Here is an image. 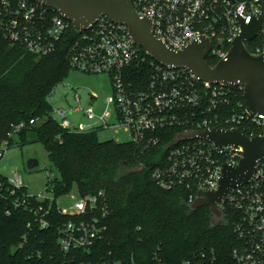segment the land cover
<instances>
[{
    "label": "built area",
    "instance_id": "obj_1",
    "mask_svg": "<svg viewBox=\"0 0 264 264\" xmlns=\"http://www.w3.org/2000/svg\"><path fill=\"white\" fill-rule=\"evenodd\" d=\"M130 1L137 15L151 19L152 34L172 50H182L193 40L206 37L211 44L206 61L212 58L215 63L227 55L232 42L240 35L239 18L245 24L259 18L264 4V0ZM70 24L53 5L32 0H0V36L23 44L35 55L51 53ZM76 31L78 34L71 37L67 51L68 66L86 73H107L112 93L106 99L102 114H95L92 107L83 109L89 122L72 123L65 117L63 108H53L52 118L61 127L73 131L110 127L117 142H123L115 138V133L121 130L128 138L126 141L144 149L159 146L165 156L150 169L159 187H181L189 193L188 203H192L200 190L217 189L223 164L237 165L242 157L240 146H215L198 137L175 142L178 133L211 128L240 130L238 127L243 126L245 132L240 131L248 137L262 135L263 115L249 114L244 102L232 91L238 86L243 92L241 84L209 83L184 68L157 63L133 43L127 26L107 16L100 17L87 30ZM244 45L251 53L264 54V22L256 36L244 41ZM148 63L145 77L136 81L132 74L141 72ZM74 97L78 103L73 108L76 110L81 108L80 98L77 93ZM225 108L228 113L224 115ZM33 122L29 120V124ZM25 127V121L11 125L9 139L0 143V159ZM168 128L181 131L171 142L164 143ZM4 176L10 193L21 192V200L16 198L14 206L29 208L28 199L32 196L39 201L52 200L51 195L28 193L29 185L20 172L12 171ZM101 197V192L85 196L70 192L71 203L61 207L56 202L57 211L70 216L88 214L98 209ZM217 207L224 213V220L228 219L226 212H229L236 242L229 251L230 260L218 262L211 253L208 258L186 260L183 264H264V157L257 161L250 182L228 189ZM47 213L42 205L36 208L40 227L48 226ZM99 221L93 216L89 221L64 224L59 240L61 249H88L103 236L105 226Z\"/></svg>",
    "mask_w": 264,
    "mask_h": 264
},
{
    "label": "trees",
    "instance_id": "obj_2",
    "mask_svg": "<svg viewBox=\"0 0 264 264\" xmlns=\"http://www.w3.org/2000/svg\"><path fill=\"white\" fill-rule=\"evenodd\" d=\"M74 34L78 31L70 24L44 56L0 36V143L9 139L12 124L25 121L16 143H41L51 164L49 172L53 168L58 173L48 176L45 185L52 200L32 196L26 209L14 206L21 192L10 193L0 173V264H183L211 253L218 262L229 261V251L236 245L229 212L227 220L215 225L208 207L190 211L187 191L161 188L151 177L150 169L163 159L164 150L144 149L129 141H100L98 129L73 131L52 118L48 99L71 71L67 51ZM207 62L213 65L215 60ZM147 67L149 63L132 74L136 81L145 77ZM232 91L243 103L238 86ZM222 111L225 115L228 108ZM238 128L244 131L243 126ZM180 131L166 129L163 142H171ZM73 188L80 196L101 192L98 209L79 216L60 214L56 199ZM39 205L48 210L46 227H40L35 214ZM93 216L105 226L103 236L88 249L63 251L59 241L63 225Z\"/></svg>",
    "mask_w": 264,
    "mask_h": 264
},
{
    "label": "water",
    "instance_id": "obj_3",
    "mask_svg": "<svg viewBox=\"0 0 264 264\" xmlns=\"http://www.w3.org/2000/svg\"><path fill=\"white\" fill-rule=\"evenodd\" d=\"M53 5L60 15L77 30L89 29L100 17L107 16L114 22L127 26L134 44L147 51L150 57L164 66L184 68L201 81L243 86V102L249 114L263 115L262 135L248 137L238 129L211 128L204 131L184 130L175 142L192 138H204L215 146L233 145L242 148V157L234 166L223 164L216 190H200L190 211L208 207L213 223L224 221V213L217 207L225 192L236 185L249 183L258 160L264 157V54H254L244 45L253 39L264 22V4L259 18L245 24L239 18L242 31L232 42L227 55L210 65L206 61L211 44L206 37L193 40L182 50L168 48L152 34V21L136 14L130 0H32ZM37 165L29 159L27 168Z\"/></svg>",
    "mask_w": 264,
    "mask_h": 264
},
{
    "label": "rangeland",
    "instance_id": "obj_4",
    "mask_svg": "<svg viewBox=\"0 0 264 264\" xmlns=\"http://www.w3.org/2000/svg\"><path fill=\"white\" fill-rule=\"evenodd\" d=\"M74 93L79 95L81 108L74 110L78 103ZM112 88L107 73H86L78 70H71L68 76L52 90L49 96V103L52 108H63L65 117L72 123L89 122L85 117L83 109L92 107L95 114L100 115L106 108V99L111 95ZM91 95L96 96L92 98ZM100 141L114 138L112 128H101L97 132ZM115 138L126 141L128 138L121 130L115 133ZM29 159L37 160V165L31 169L27 168ZM51 168L48 154L43 145L39 142L17 144L5 150L0 159V173L9 175L12 171L20 172L28 183V193L38 196H50L45 190L48 176H58V173ZM76 193V189L71 190ZM59 206L67 207L70 204L69 193L56 199Z\"/></svg>",
    "mask_w": 264,
    "mask_h": 264
}]
</instances>
